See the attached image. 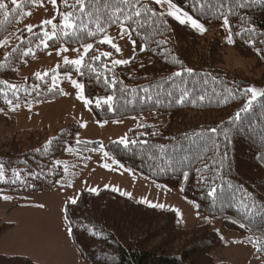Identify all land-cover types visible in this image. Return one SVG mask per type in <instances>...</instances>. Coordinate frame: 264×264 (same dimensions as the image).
<instances>
[{"label":"trees","instance_id":"16d2710c","mask_svg":"<svg viewBox=\"0 0 264 264\" xmlns=\"http://www.w3.org/2000/svg\"><path fill=\"white\" fill-rule=\"evenodd\" d=\"M0 2L6 5L4 10H0V20L4 21L3 27H0V39L9 37L16 30L27 16L24 13L38 7L31 0H17L20 8L13 5L11 0ZM57 2L62 11L70 10L64 7L62 0ZM67 2L72 4L75 0ZM142 2L150 4V0ZM174 2L205 26L218 27L222 24L218 9L225 0ZM45 3H49V0H43ZM228 3L234 4L235 0H228ZM4 11L9 12L7 18L3 15ZM223 12L230 18L234 51L242 58L255 60L254 69L260 72L258 77L250 78L221 69L219 64L222 63L224 44L215 39H207L190 26L180 25L170 17L167 18L169 31L165 36H155L157 40L167 38L164 51L151 43L150 34L155 33L153 27L146 25L139 35H134L137 44L146 41L147 48L144 52L134 54L129 64L117 66L113 70L115 78L123 81L124 92L119 91V84L115 89L107 88L103 76L96 79L95 73L87 69L83 76L78 75L74 67L67 65H62L57 71L58 76L71 72L79 82L85 84V96L93 100L88 108L98 122L153 114L152 123H143L144 127L132 129L127 137L129 140L147 141V144H129L125 147L119 141H114L103 146L104 152L108 153L110 159L116 160L118 165L142 178L164 188L181 190L184 198L198 212L222 219L227 231L242 236L241 243L255 247L249 243V237L264 240V209L259 207L264 203V161L258 159L264 155V97H258L247 112L241 113L239 120L231 123L229 117L239 111L247 98L239 93L234 97L229 95L224 91V86L235 84L244 88L255 83L264 87V0H252L244 8L233 7L230 13L224 8ZM248 26L255 28L254 34L242 30ZM114 28L111 27L109 32ZM236 32H240V35H235ZM16 35L21 37L25 46L32 47L36 54L24 58L19 52H11L12 48L20 45L19 41L8 47L6 52L10 55L5 60L6 52L0 47V62L4 63V67H0V81L19 89L14 93L0 84V111L8 110L10 107L7 99L16 97H20V104L27 105H39L61 98L63 95H60L58 88L53 92L47 91L50 77L44 81H36L35 76L21 80L18 71L43 53L56 50L61 43L69 48H78L83 41L94 43L91 38H87L86 31L70 33L68 37L50 41L48 49L43 46L37 48L39 41L25 29H20ZM29 39L32 40L31 45ZM97 47L101 51L114 52L108 45ZM176 60L194 69V72L182 73L180 77L169 79L172 72L180 70ZM94 66L100 69L98 62ZM100 70L103 72V69ZM208 73L216 76L221 83H215ZM107 75L111 77L112 74ZM35 84L41 86L39 94L33 92L29 95L24 91L25 88L30 91ZM177 86L199 91H195L188 100L176 103L179 95L176 92ZM143 88L149 89L147 94L142 91ZM214 88L215 92L212 91ZM205 91L209 95L204 101L196 100L192 103L195 96ZM169 92L173 95H168ZM113 93V111H109L106 106H95V98ZM149 95L152 96L151 100L147 99ZM217 126L227 128V138L221 132L207 131ZM80 130L79 124L69 123L60 129L44 127L41 130L22 131L10 140H0V164L7 169L5 177L0 180V199L4 194L43 193L55 186L72 184L74 178L68 169L65 173L66 165L62 158L68 152L66 148L77 145L75 138ZM154 132L156 134L152 135ZM193 132H201L202 135L198 138H184L185 134L191 135ZM50 139L53 143L45 154L43 146ZM160 145L164 146L163 154L159 151ZM82 146L84 151L96 152L100 144L93 142ZM202 156L206 158L204 162L210 167L215 164L220 176L232 184L229 188L217 177L219 187L216 200L207 195L209 188L201 183L200 174L195 171L197 167H202ZM57 160L61 161L59 165L55 163ZM221 160L223 166L220 165ZM14 169L21 174L20 180L15 183L12 182ZM181 170L190 171L187 181L182 178ZM30 173L38 174L39 178ZM205 175L208 173L205 172ZM240 188L252 194L246 203L251 206L255 202L257 207L251 213L246 212ZM76 199V205L67 203L64 206V209H68V218L65 220L72 229L69 232L70 239L86 264H226L217 263L212 257V252L224 246V242L208 226L182 229L178 227V218L173 211L136 203L106 189L98 193L82 191ZM240 223L246 227L240 228ZM12 228V223L0 218V237ZM86 229L98 235L93 236ZM255 255L264 261V251H255ZM0 264L39 263L28 257L0 255Z\"/></svg>","mask_w":264,"mask_h":264},{"label":"rangeland","instance_id":"374dc122","mask_svg":"<svg viewBox=\"0 0 264 264\" xmlns=\"http://www.w3.org/2000/svg\"><path fill=\"white\" fill-rule=\"evenodd\" d=\"M157 7L160 9V6ZM29 12L31 15H27L16 30L7 37L8 44L1 47L2 51L6 52L11 44L15 45L20 41L17 39L20 37L16 35L17 31L25 29L24 26L27 24H32L35 28L41 20L54 15L56 10L50 3H45L43 7H37ZM205 27L207 28L206 33L203 34L205 38L215 39L224 44L222 63L219 64L221 69L250 78L260 75V72L254 69L255 60L238 56L232 44L228 43L229 29L222 24L218 27ZM109 35L115 38V42L122 50L121 54H116L115 58L131 59L134 54L140 52V44H136L134 50L130 43L120 39L117 27L111 30ZM77 49L82 51L80 47ZM49 52H52V55L46 52L25 64L18 71V77L23 80L35 76V72H50L57 64L62 66V57L55 54L56 50ZM64 55L74 59L78 53L69 51ZM72 79L77 80L75 75H72ZM57 84L60 91L68 94L39 105L20 104V107L14 111L11 108L0 111V140H10L22 131L41 130L44 127L60 129L69 123H84L87 126L81 128L77 134L80 140L104 146L110 142L119 141L123 136L128 137L130 131L140 124L153 122V114L116 120L119 121L118 123L98 122L89 108L76 99V90L65 74L58 76ZM251 86L264 90L263 86L255 83ZM82 144L85 143L72 147V150L62 158L74 178L71 187L55 186L48 192L28 195L4 194L11 196L12 199H0V218L4 222L13 224L10 232L0 237V255L28 257L39 264H86L70 239L69 231H67L69 227L64 217V206L68 200L76 199L80 192L89 191L90 188L95 187L98 191L102 189L112 191V188H117L118 191L112 192L120 195L124 192L130 193V196H122L136 203L159 210L173 211L178 218L177 225L182 229L210 227L224 242V246L212 252V257L217 263L264 264V261L255 255V247L241 243L242 236L237 232L227 231L222 219L208 217L198 212L184 198L181 190L161 187L118 164H113L112 159L105 157L100 150L84 151ZM104 164H108V167H103ZM105 185L108 187L105 188ZM39 204H43L44 207H36Z\"/></svg>","mask_w":264,"mask_h":264},{"label":"snow or ice","instance_id":"6c2138e0","mask_svg":"<svg viewBox=\"0 0 264 264\" xmlns=\"http://www.w3.org/2000/svg\"><path fill=\"white\" fill-rule=\"evenodd\" d=\"M199 3L200 0H197ZM252 0H235L234 4H229L228 0H225L224 3L220 5V8L218 11L220 12V17L222 18V26L229 29L231 33V25H230V18L227 14L223 12L224 8H227L228 12H232L233 7L238 8H244L250 4ZM11 3L13 5H16L17 8H20L21 5L17 3V0H11ZM31 3L38 7H43V0H31ZM49 3L52 5V7L56 10L55 14L52 15L50 18H46L41 20L37 25H35V28L32 24L25 25L26 31L31 34V36L38 40L39 43L36 44V47L39 48L43 46L44 49H48L50 47L49 42L54 40H60L62 37H68L70 33H77V32H84L86 31L87 38H91L93 42H86L83 41L80 44V49L72 48L70 49L68 46H66L65 43H61L60 47L56 49V55L62 57L63 65L72 66L74 67L75 72L78 75L83 76L85 74V69L88 71L95 73L96 79H100L101 76H103V83L104 85L109 89H115L116 86L119 84L121 87L119 88L120 92H124L125 88L123 87V81H119L115 78L114 69L117 66L120 65H127L130 63V59H124V58H115L114 53L119 55L121 54L122 50L121 47L118 45L117 42H115V38L109 35V29L113 26L118 28V34L122 41H126L127 43H130L133 46V49L135 50L137 40L134 38V35H139L140 30L144 29L145 26H151L155 29L154 34L151 35V43L155 44L157 48L161 51H164L163 46L168 43L167 38L164 39H155V36H165V33L169 31V24L167 18H172L176 22H178L180 25L190 26L193 29L198 30V32L203 35L206 33L207 28L205 27V24L200 22L198 18H194L193 15H191L188 11L182 9L181 7H178L177 4L174 2V0H150L149 3H143L142 0H75L74 3L69 4L67 0H62V3L66 9H70L68 11H62L60 7L58 6L57 0H49ZM102 4V7L100 6ZM155 6H160L161 10H157ZM6 8L5 3L0 2V10H4ZM15 10V9H13ZM3 15L5 18L8 17L9 12L4 11ZM24 15H31V13H24ZM4 21L0 20V27H3ZM90 25L94 27H90ZM243 31H247L249 33H255V28L248 26ZM235 35H240V32H236ZM17 39H20V45L17 47H14L11 49V52L13 53H20L21 57L27 58L29 56H34L36 53L33 51L32 47H27L24 45L23 40L20 37H17ZM227 41L229 44L233 43L232 35L230 34L227 37ZM251 43V41H249ZM8 44L7 38L0 39V47H5ZM32 44V40L29 39V45ZM97 45H108L111 50L113 51H101ZM147 48V42L142 41L140 43L139 50L141 52H144ZM69 51L78 53L77 57L74 59H70L68 55H64V53H67ZM95 52L96 54H92ZM10 53H5V60L8 59ZM48 55H52V52H48ZM87 58V59H86ZM26 62V61H25ZM99 63L100 69H103V72H101L100 69L94 66V63ZM109 62L110 65L109 66ZM175 63L180 64V70L174 71L171 73V77H180L182 73H188L192 74L194 72V69L190 67H185L182 62L176 60ZM0 67H4V63L0 62ZM61 67L60 64H57L54 68L51 69V72L45 71L43 73L41 72H35V79L36 81H44L46 78L50 77V85L47 87L48 92L55 91L59 85L57 84L58 79V69ZM111 73V77L107 74ZM65 76L70 81L72 87L76 90V99L83 102L84 106L87 108L89 105L93 103V100L86 98L85 96V84L79 82L76 79H72V73L71 72H65ZM211 77V79L219 84L221 81L211 73L207 74ZM207 83V81H205ZM0 84H4V86L8 89H11L14 93L19 91L18 88H16L15 85L8 84L7 82L0 81ZM40 84H35L29 91V89L25 88L24 91L28 92L29 95H31L33 92L39 94L40 91ZM233 88H235V92L233 91ZM142 91L147 94L149 89L143 88ZM195 91H199L193 88L189 87H181L177 86L176 92L179 94L178 99L176 100V103H181L189 99L190 96ZM213 92L216 91V89H212ZM224 91L227 92L231 96H235L237 93L242 95L243 97H246L247 99L243 103V106L237 111L234 116L229 117V121L231 123H235L237 120L240 119L241 113L247 112L249 108L251 107L252 103L257 100L258 97H264V90H258L255 87L248 86L244 88H240L239 86H236L233 84L231 87L225 85ZM68 93L64 91H60V95H67ZM168 95H173L172 92H169ZM208 92H202L198 96H195L192 100V103H195L196 100L204 101L207 96ZM141 99H144V97H141ZM147 99L151 100L152 96H147ZM20 97H16L15 99H7V104L11 108V110H15L16 108L20 107L19 103ZM114 101H115V95L113 94H107L102 97L95 98V106L96 107H102L106 106L109 111L114 110ZM29 110H31L29 108ZM119 121H114V123H118ZM106 123V121H105ZM87 125L84 123L79 124L80 128H85ZM103 126V125H101ZM138 127H144L143 124L138 125ZM207 131H210L212 133L221 132L225 138L228 136V130L227 128H221L220 126L207 129ZM156 133H152V135H155ZM202 135L201 132H193L191 135L185 134V139H192V137H200ZM53 140H49L44 146L43 151L45 154L49 151L50 146L52 145ZM81 143H91L89 142H83L80 140L79 136L76 138V144L79 145ZM119 143L127 147L129 144H147V141L144 140H129L127 136H123L119 139ZM66 151H71V148H66ZM96 150V149H93ZM99 150L103 152L104 156L107 157L108 153L104 152L103 145L99 146ZM37 151H41V149H37ZM160 153H164L165 149L163 145L159 146ZM218 152V147H217ZM202 167H197L195 171L199 173V179L202 184L207 186L209 188V191L207 192V195L209 197H212L213 200L217 199V193H218V185L216 183L217 177L222 181L224 185H227L229 188L232 187L231 181L224 179L222 176H220L219 170L215 167V164L210 167V165L205 161V157H201ZM259 160L264 161V155H260L258 157ZM214 160V157H213ZM56 164H60L61 161L57 160L55 161ZM113 164H117L118 162L116 160H112ZM220 165L223 166V160L220 161ZM103 167L107 168L108 164H104ZM6 167L3 164H0V180H2L6 175ZM51 171V169H50ZM65 173H67V166L64 168ZM131 171V170H128ZM182 171V178L187 181L190 177V171ZM205 172L208 173V175H205ZM13 183L20 180L21 174L13 170ZM30 175H34L38 177V174L36 173H30ZM211 181V183H209ZM56 183H60V181H56ZM69 187H71V184H68ZM108 186L105 185V188ZM117 188H112V191H118ZM243 192L242 202L245 203V209L246 212L251 213L254 208L257 206L255 205V202L251 206H249L246 201L251 198V193L245 191L243 188L239 189ZM92 193H98V189L93 187L89 189ZM122 195H131L130 193H121ZM4 200H10L12 199L11 196L4 195L2 197ZM70 205H76L78 203L77 199L72 198L67 201ZM155 206V205H153ZM36 207L43 208V204L36 205ZM159 207H163V205H159ZM261 209H264V203H262L259 206ZM65 218H68V209H64ZM247 218V217H245ZM233 223H236V221H233ZM240 228H245L246 225L244 223L239 224ZM90 231L91 235L97 236L98 233L95 231H91L90 229H86ZM67 231L71 232L72 229L69 228ZM249 243L253 244V246L256 247V251H264V240H253L251 237L248 238Z\"/></svg>","mask_w":264,"mask_h":264},{"label":"crops","instance_id":"0c3cea01","mask_svg":"<svg viewBox=\"0 0 264 264\" xmlns=\"http://www.w3.org/2000/svg\"><path fill=\"white\" fill-rule=\"evenodd\" d=\"M10 232V231H9ZM6 235V234H5ZM76 249V248H75ZM78 252V251H77ZM79 254V253H78ZM80 256V255H79ZM81 258V257H80ZM83 261V260H82Z\"/></svg>","mask_w":264,"mask_h":264}]
</instances>
